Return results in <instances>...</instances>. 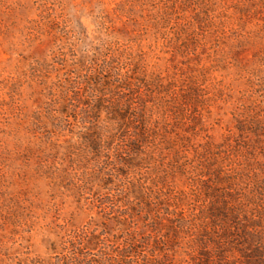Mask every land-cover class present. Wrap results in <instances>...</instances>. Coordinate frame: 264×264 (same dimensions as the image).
<instances>
[{"label": "trees", "instance_id": "16d2710c", "mask_svg": "<svg viewBox=\"0 0 264 264\" xmlns=\"http://www.w3.org/2000/svg\"><path fill=\"white\" fill-rule=\"evenodd\" d=\"M121 3L129 9L139 8L143 30L153 31L160 50L155 52L157 48L149 45L144 51L138 44L117 42L88 59L68 63L58 57L52 62H33L27 70L0 80V126L15 120L18 129L10 130L8 136L15 145L20 137L33 143L41 173L51 182L64 178L77 192L78 202L85 201L124 229L111 234L89 222L65 231L52 245L48 260L15 249L28 226L17 211L23 215L27 208L20 198L2 190L0 165V264H174L155 225L164 219L175 220L173 230L178 234L195 228L190 216L180 213L171 190L155 182L148 184L147 169L162 167L168 151L182 159L188 150L198 154L188 137L172 135V127L186 126L198 136L199 129L186 123V102L201 104L193 111L201 116L211 99L190 75L165 79L149 71L148 59L159 60L163 53L189 60L198 56V49L210 58L223 54L228 41H257L262 45L259 62L264 68V0ZM55 64L61 69L52 77ZM25 83L40 87L39 94L45 99L31 116L24 115L18 103ZM75 126L80 128L75 143L55 152L61 133ZM1 133L5 131L0 128ZM207 148L202 147L204 155L218 156L217 149ZM5 153L0 145V159ZM193 168L190 165L186 172L191 175ZM135 188L138 198L132 195ZM90 193L93 199L88 201ZM138 220L149 233L137 234ZM6 225L12 227L10 232Z\"/></svg>", "mask_w": 264, "mask_h": 264}, {"label": "rangeland", "instance_id": "374dc122", "mask_svg": "<svg viewBox=\"0 0 264 264\" xmlns=\"http://www.w3.org/2000/svg\"><path fill=\"white\" fill-rule=\"evenodd\" d=\"M121 1L0 0V80L27 70L33 62H52L58 57L68 59V63L88 59L117 42L138 44L144 51L149 45L157 48L153 31L143 30L145 23L139 18V8L129 9ZM193 1L197 4L200 0ZM212 2L217 4L218 0ZM261 49L257 41H228L223 54L210 58L198 49V56L189 60L180 54L163 53L159 60L148 59L149 71L165 79L190 75L211 99L201 116L193 112L201 104L186 102V123L199 129L198 136L190 134L186 126L172 127V135L188 137L198 154L188 150L182 159L168 151L162 167L147 169L148 184L155 182L171 190L177 196L180 213L189 215L191 224H195L184 234L173 230L175 220L164 219L155 225L174 264H264ZM55 69L52 77L61 67L55 64ZM39 90L28 83L19 90L18 103L24 115L31 116L45 101ZM190 94L195 97V93ZM0 128L5 131L0 134V145L8 152L0 159L2 190L20 198L27 208L23 215L17 211L18 217L28 220V226L15 249L48 260L53 255L52 245L65 231L89 222L111 234L124 229L85 201L78 202L77 192L64 178L51 182L41 173L33 143L20 137L24 140L15 145L8 136L10 130L18 129L15 120L9 119L8 125ZM68 130L55 143V152L75 143L80 128ZM202 147L208 151L217 149L219 154L208 157ZM190 165L194 167L191 175L186 172ZM132 193L139 197L137 188ZM92 194L86 196L88 201L93 199ZM138 223L137 234L149 233L141 221ZM6 227L7 232L12 230Z\"/></svg>", "mask_w": 264, "mask_h": 264}]
</instances>
